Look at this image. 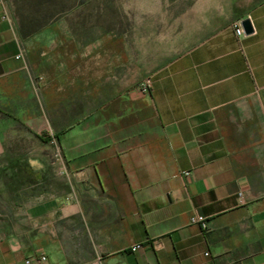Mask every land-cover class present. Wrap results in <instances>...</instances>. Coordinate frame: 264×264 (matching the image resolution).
<instances>
[{"label": "crops", "instance_id": "0c3cea01", "mask_svg": "<svg viewBox=\"0 0 264 264\" xmlns=\"http://www.w3.org/2000/svg\"><path fill=\"white\" fill-rule=\"evenodd\" d=\"M243 18L253 29L237 36ZM40 33L23 36L0 0V158L27 157L34 189L49 109ZM132 66L127 80L96 70V104H82L81 71L78 110L75 80L64 83L58 184L0 199L16 205L0 209V264H264V0L228 19L211 13V31L145 65L148 92H136Z\"/></svg>", "mask_w": 264, "mask_h": 264}, {"label": "rangeland", "instance_id": "374dc122", "mask_svg": "<svg viewBox=\"0 0 264 264\" xmlns=\"http://www.w3.org/2000/svg\"><path fill=\"white\" fill-rule=\"evenodd\" d=\"M257 1L46 0L45 6L34 15V21L45 22L37 31L41 32L39 36L43 39L35 46L40 54L39 69L50 75L43 79L47 86L40 94V103L49 105L48 110L42 109L48 123L45 122L39 131L42 182L37 189L29 186L7 192L2 185L4 174L1 172L0 199L7 198L13 203L29 201L37 195L33 192L39 191L46 196L50 192L48 186L58 184L54 169L56 160L61 159L62 146L56 133L65 126L63 104L69 100L64 91L65 82L71 78L75 80L72 104H76L78 110L81 71L87 72L89 80L82 104H96L99 98L95 85L96 70L103 69L108 80H112V75L116 80H127L128 69L131 74L134 60L136 92L143 94L139 90L149 71L145 65L180 52L211 31V13H215L217 18L228 19L232 13L245 11ZM106 86L110 94L111 84L105 83V89ZM52 122H56V127ZM53 151H56V156ZM23 158L29 164L28 158ZM15 207L12 203L0 205V209L6 210H14Z\"/></svg>", "mask_w": 264, "mask_h": 264}, {"label": "trees", "instance_id": "16d2710c", "mask_svg": "<svg viewBox=\"0 0 264 264\" xmlns=\"http://www.w3.org/2000/svg\"><path fill=\"white\" fill-rule=\"evenodd\" d=\"M17 17L20 31L23 36H29L45 25L44 21H34V15L45 6L46 0H10ZM26 11V13H24ZM0 173L4 174L3 188L19 191L34 183H38L37 176L23 157L0 159ZM42 182V178L40 179Z\"/></svg>", "mask_w": 264, "mask_h": 264}, {"label": "built area", "instance_id": "2783aa9c", "mask_svg": "<svg viewBox=\"0 0 264 264\" xmlns=\"http://www.w3.org/2000/svg\"><path fill=\"white\" fill-rule=\"evenodd\" d=\"M232 28L234 30V33L237 35V36H241L243 34V29L240 25V21L237 20L235 22L232 23ZM141 88H140V92L141 93H146L150 90L151 88V80L150 78H146L142 84H141ZM190 221L191 222H194V223H199L200 226L203 228V229H206L207 227V224L205 222V218L204 216L202 215H193L191 216L190 218ZM140 247V244H134L131 246V250H136L137 248ZM207 254V252L205 253ZM46 259V257L44 255H40V256H28L27 258H25L22 262V264H40L42 263L44 260Z\"/></svg>", "mask_w": 264, "mask_h": 264}, {"label": "water", "instance_id": "95a60500", "mask_svg": "<svg viewBox=\"0 0 264 264\" xmlns=\"http://www.w3.org/2000/svg\"><path fill=\"white\" fill-rule=\"evenodd\" d=\"M240 25L243 29V32L248 34L250 32H252V25H251V21L249 18H243L241 21H240Z\"/></svg>", "mask_w": 264, "mask_h": 264}]
</instances>
